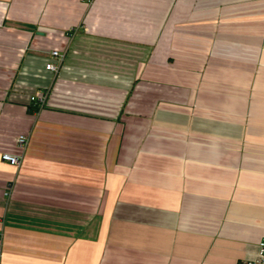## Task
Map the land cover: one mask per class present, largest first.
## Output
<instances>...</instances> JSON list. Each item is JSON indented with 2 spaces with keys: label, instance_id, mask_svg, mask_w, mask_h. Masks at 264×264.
I'll use <instances>...</instances> for the list:
<instances>
[{
  "label": "crops",
  "instance_id": "obj_1",
  "mask_svg": "<svg viewBox=\"0 0 264 264\" xmlns=\"http://www.w3.org/2000/svg\"><path fill=\"white\" fill-rule=\"evenodd\" d=\"M3 151L1 264L254 259L264 0H0Z\"/></svg>",
  "mask_w": 264,
  "mask_h": 264
},
{
  "label": "built area",
  "instance_id": "obj_2",
  "mask_svg": "<svg viewBox=\"0 0 264 264\" xmlns=\"http://www.w3.org/2000/svg\"><path fill=\"white\" fill-rule=\"evenodd\" d=\"M75 32L76 31L74 29L71 35H74ZM52 55L58 59V62L57 63L48 62L46 67L47 69L52 70L55 74H57L64 60V54H62L58 50H53ZM50 90L51 89H47L45 91H38L37 93L32 95L31 100H30L31 103H33V105L35 107H38L39 109L42 108L46 104V101L51 92ZM29 139H30L29 135L20 134L18 135L16 139V144L23 151H25V149L28 147ZM0 158L3 161H6L10 164L18 166L22 163L23 155H17V154L3 151V152H0ZM1 256H2V251L0 250V259H1ZM0 264H1V261H0ZM245 264H264V236L261 238L259 242L257 256L254 259L247 261Z\"/></svg>",
  "mask_w": 264,
  "mask_h": 264
}]
</instances>
